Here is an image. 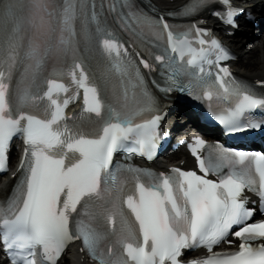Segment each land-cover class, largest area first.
<instances>
[{
    "label": "snow or ice",
    "instance_id": "obj_1",
    "mask_svg": "<svg viewBox=\"0 0 264 264\" xmlns=\"http://www.w3.org/2000/svg\"><path fill=\"white\" fill-rule=\"evenodd\" d=\"M205 12L235 28L244 9L233 0L171 12L137 0H0V172L14 138L23 142L0 199L7 264H59L73 241L98 264H264V153L197 136L190 170L115 161L158 155L168 136L160 97L171 93L207 103L209 122L229 134L264 133V80L257 88L236 77L204 20L166 18ZM231 236L235 250H214Z\"/></svg>",
    "mask_w": 264,
    "mask_h": 264
},
{
    "label": "bare ground",
    "instance_id": "obj_2",
    "mask_svg": "<svg viewBox=\"0 0 264 264\" xmlns=\"http://www.w3.org/2000/svg\"><path fill=\"white\" fill-rule=\"evenodd\" d=\"M182 1L183 0H173V1L156 0V2L161 7H173L176 4H180ZM258 8L259 7H257L256 9ZM257 37H258V34L252 36L253 39H257ZM263 37H264V34H263ZM239 40H240L239 38H235L230 41L232 48L241 58V61L238 64H236L235 67L249 76L256 77V78L263 77L264 76V42H261V40H259V42L251 46V45H248L249 43H246L245 45L241 44V40L240 41ZM242 67H244L245 69H242ZM178 117L182 118L181 114H179ZM185 119L186 118H182L183 123L181 127L185 124L184 122L187 121ZM175 122H176L175 119H170V121L168 122V125L172 126ZM189 126L192 128L191 124ZM176 156L178 157V160H176L175 163L178 162L180 159H182L184 157V154L179 153V154H176ZM178 164L179 163L175 165L177 166ZM3 186H4V183H1L0 190L3 188ZM64 264H78V262L76 261V258H74L72 254H70V256L64 259Z\"/></svg>",
    "mask_w": 264,
    "mask_h": 264
},
{
    "label": "rangeland",
    "instance_id": "obj_3",
    "mask_svg": "<svg viewBox=\"0 0 264 264\" xmlns=\"http://www.w3.org/2000/svg\"><path fill=\"white\" fill-rule=\"evenodd\" d=\"M258 38H260L259 36H258ZM262 38H264L263 36H262ZM254 40H256V39H254ZM264 40V39H263ZM240 41V40H239ZM257 42H259V40H257V41H252V42H250L248 45H254V44H256ZM261 43V42H260ZM262 44V43H261ZM263 45V44H262ZM242 69H245L244 67H242ZM188 129H190V128H188Z\"/></svg>",
    "mask_w": 264,
    "mask_h": 264
}]
</instances>
